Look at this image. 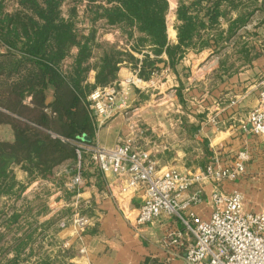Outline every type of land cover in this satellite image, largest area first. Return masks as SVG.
Instances as JSON below:
<instances>
[{"label": "trees", "instance_id": "obj_1", "mask_svg": "<svg viewBox=\"0 0 264 264\" xmlns=\"http://www.w3.org/2000/svg\"><path fill=\"white\" fill-rule=\"evenodd\" d=\"M13 2L8 11L5 0H0V127L8 130L7 136H0V195L12 193L13 185L19 183L10 169L13 164H20L34 178L63 182L67 175L76 179L78 151L80 178L86 183L91 175L100 178L97 166L87 170L85 150L77 146L93 132L88 94L97 85L114 83L121 66L137 70V76L146 80L164 61L162 54L171 67L187 50L211 48L216 54L256 10L264 9V1L257 6L255 0H185L175 11L177 41L170 43L167 0ZM83 2L80 14L78 7ZM64 3L68 4L65 13ZM85 21L89 25L81 26ZM99 21L119 28L126 42L118 45L99 39ZM242 51L249 60L248 49ZM90 70H94L92 84L87 82ZM49 94L52 99L47 102ZM27 96L30 100L24 103ZM64 163L66 174L56 177L55 168ZM18 217L19 213L11 212L7 228ZM31 238L30 233L13 236L6 251L13 254L0 264L26 262L29 253L25 249ZM73 253L70 245L61 258L43 257L38 264H72L67 258Z\"/></svg>", "mask_w": 264, "mask_h": 264}, {"label": "crops", "instance_id": "obj_2", "mask_svg": "<svg viewBox=\"0 0 264 264\" xmlns=\"http://www.w3.org/2000/svg\"><path fill=\"white\" fill-rule=\"evenodd\" d=\"M184 1L167 0L166 35L170 43L177 41L175 11ZM169 8L173 10L170 22L167 21ZM223 22L222 28L227 26ZM169 29L174 31L173 37L169 36ZM75 51L73 48L72 53ZM135 55L142 57L139 53ZM161 57L164 66L157 64L158 69L148 79H141V88L130 86L127 106L106 123L99 124L89 109L93 132L90 137L83 136L85 142H80L112 146L128 140L133 149L148 151L158 167L179 170L203 167L211 159L222 157L223 152L235 157L239 151H246L249 156L246 168L255 171L256 177L264 178V142L253 134L247 122V114L256 106L259 90L264 86V67H258L262 60L257 58L250 67H241L226 75L222 71L225 66L217 65L211 48L198 52L187 50L173 67L165 54ZM196 62L202 64L195 72ZM178 66L183 70H177ZM131 75L129 67L121 66L115 82L123 85L124 78ZM94 80V70H90L87 82L92 84ZM51 99L49 94L46 101ZM29 100L27 96L24 103ZM187 103L193 104V108ZM192 141L196 146H192ZM80 162L79 156L77 166ZM13 165L15 178H34L20 164ZM66 171L64 163L55 168L54 175L59 177ZM79 173L76 177L80 179ZM101 174L100 178L91 175L81 191L76 189L82 200L92 198V205L84 229L69 227L70 232L65 235L74 249L69 261L72 264H184L185 250L192 237L180 220L175 216H161L151 223L137 224L135 217L141 198L117 196L116 177L111 173ZM242 177L225 183L223 188H237ZM211 189V184L205 185L204 199L191 206L192 211L201 216L209 214ZM175 232L180 235L171 234ZM173 238L178 239L177 246L167 242Z\"/></svg>", "mask_w": 264, "mask_h": 264}, {"label": "built area", "instance_id": "obj_3", "mask_svg": "<svg viewBox=\"0 0 264 264\" xmlns=\"http://www.w3.org/2000/svg\"><path fill=\"white\" fill-rule=\"evenodd\" d=\"M124 81L123 85H97L88 94V107L99 124L127 106L129 84L141 82V78L137 70H132ZM247 122L253 134L264 142V86L259 90L256 106L247 114ZM78 146L90 152L101 172L116 177L117 196L141 198L137 224H148L161 216L180 220L192 237L184 264H264V210L246 209L240 190L223 188L245 173L249 157L246 151H239L228 163H218L214 158L203 167L179 170L158 167L148 151L133 149L128 140L112 146L83 142ZM206 184L212 185L208 197L211 210L209 218L203 219L190 207L203 201ZM87 223L86 215L75 214L73 224L78 231ZM167 242L179 244L176 238Z\"/></svg>", "mask_w": 264, "mask_h": 264}, {"label": "rangeland", "instance_id": "obj_4", "mask_svg": "<svg viewBox=\"0 0 264 264\" xmlns=\"http://www.w3.org/2000/svg\"><path fill=\"white\" fill-rule=\"evenodd\" d=\"M262 1L264 0H255L256 5H261ZM5 3L8 11L14 7L13 0H5ZM83 4L84 2L78 7L80 14L82 13ZM67 8L68 4L64 3L62 5L64 13ZM172 11L169 8L168 22L171 21ZM100 23L102 22L99 21V39L116 42L118 45H123L126 42L125 36L119 28ZM80 25L86 27L89 23L85 21ZM223 27L225 28L226 26L224 25ZM244 49H248L246 55L249 60H246L244 51H242ZM257 58H259V61L262 60V64H259L258 67H264V9L256 10L252 19L241 29H238L236 36L224 43L218 53L214 54L217 65L220 68L223 65L225 66L222 71L226 75L235 72L238 68L250 67ZM201 64L195 63V72ZM177 70L182 71L183 68L178 66ZM135 85L139 86V88L143 86L142 82H135V84L130 83L129 87H135ZM192 105L187 103L189 108H193ZM7 135V128L0 127V136ZM191 144L193 147L196 146L195 141H192ZM229 154L223 152V156L217 159V162L221 164L228 163L227 161L233 158ZM85 155L87 170L94 171L93 165L95 163L91 160L90 152L85 150ZM196 156L198 158V155ZM213 160L215 159L213 158L210 161ZM197 165L201 164H196L195 166ZM203 165L204 163H202ZM13 167L14 165L10 166L12 172L15 171V167ZM78 171L79 165L77 167ZM256 174L251 168L249 170L246 168L241 185L236 189L241 191L246 209L264 210V178L256 177ZM64 176L63 182L59 180L15 178L19 183L13 185L12 193L0 195V260L2 262L13 254V251L9 250L6 253L13 242L12 237L18 238L23 236L24 233L32 234V238L27 244L28 248L25 249L29 253L27 254L28 260L26 259V262H21L20 264H38V261L43 257L61 258L63 250L70 246L65 235L70 232L69 227H75L73 224L75 214L89 217L92 198L86 201L82 200L79 195L80 192L76 190L79 189L81 191L86 186L82 178L77 180ZM11 212L19 213V217L17 222L7 228L6 221ZM209 215L210 212L201 217L208 219ZM67 260L69 259L67 258Z\"/></svg>", "mask_w": 264, "mask_h": 264}, {"label": "bare ground", "instance_id": "obj_5", "mask_svg": "<svg viewBox=\"0 0 264 264\" xmlns=\"http://www.w3.org/2000/svg\"><path fill=\"white\" fill-rule=\"evenodd\" d=\"M171 28V27H170ZM169 36L173 37L174 36V31L172 29H169Z\"/></svg>", "mask_w": 264, "mask_h": 264}, {"label": "water", "instance_id": "obj_6", "mask_svg": "<svg viewBox=\"0 0 264 264\" xmlns=\"http://www.w3.org/2000/svg\"><path fill=\"white\" fill-rule=\"evenodd\" d=\"M160 67H163L164 66V63L161 62L160 64H158Z\"/></svg>", "mask_w": 264, "mask_h": 264}]
</instances>
